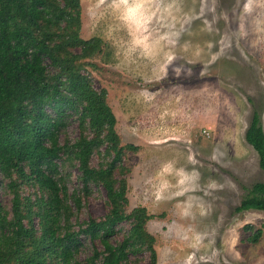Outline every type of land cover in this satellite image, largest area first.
Wrapping results in <instances>:
<instances>
[{"label": "rangeland", "instance_id": "obj_1", "mask_svg": "<svg viewBox=\"0 0 264 264\" xmlns=\"http://www.w3.org/2000/svg\"><path fill=\"white\" fill-rule=\"evenodd\" d=\"M83 38H99L81 58L95 88H106L127 151L126 213L151 217L155 264H264V210L237 206L264 181L259 155L245 132L257 109L264 122V0H80ZM79 47L74 50L79 51ZM72 121L60 140L74 141ZM104 147L91 156L103 161ZM64 170L70 191L82 188L78 161ZM74 220L104 218L103 185L92 184ZM24 185L23 193L33 195ZM0 199L11 194L0 187ZM252 223L254 227L246 228ZM131 219L117 225L121 240ZM95 244V245H94ZM83 238L79 258L93 252ZM131 264H151L147 249Z\"/></svg>", "mask_w": 264, "mask_h": 264}, {"label": "trees", "instance_id": "obj_2", "mask_svg": "<svg viewBox=\"0 0 264 264\" xmlns=\"http://www.w3.org/2000/svg\"><path fill=\"white\" fill-rule=\"evenodd\" d=\"M80 0H0V187L11 204L0 199V264H131V253L147 249L156 262L154 236L146 228L145 207L126 213L127 151L106 88H95L79 63L99 46V38L80 35ZM79 47V51L74 50ZM79 123L74 141H61V131ZM245 138L264 169V122L255 109ZM104 147L103 161L91 164ZM77 160L82 188L70 191L64 170ZM106 189L104 218L74 220L91 185ZM33 195L24 194L23 186ZM83 195V196H82ZM264 210V181H256L237 210ZM131 219L121 240L117 225ZM252 228V223L246 224ZM258 227L252 239L263 233ZM83 238L96 246L79 258ZM95 245V244H94Z\"/></svg>", "mask_w": 264, "mask_h": 264}]
</instances>
